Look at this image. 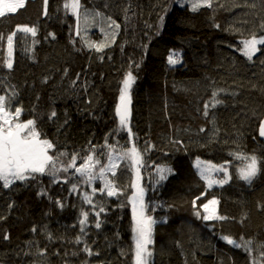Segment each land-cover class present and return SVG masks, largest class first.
<instances>
[{"label":"trees","instance_id":"trees-1","mask_svg":"<svg viewBox=\"0 0 264 264\" xmlns=\"http://www.w3.org/2000/svg\"><path fill=\"white\" fill-rule=\"evenodd\" d=\"M64 2L48 0L45 15L43 0H25L23 8L0 18V95L17 94L13 108L23 107L20 119H35L54 151L69 153L60 158L65 164L72 153L84 156L93 145L107 164L108 150L101 147L107 137L117 151L134 142L145 166L139 181L127 162L117 161L115 177L107 173L118 194L97 192L93 197L106 211L100 214L99 229L90 212L87 237L80 233L79 219L82 210L90 211L82 195L91 193V187L80 184L78 192L70 194L71 184L77 182L74 169L60 172L59 183L43 175L26 185L17 181L11 189L0 188V264H134L129 199L137 191L134 183L144 190L146 215L156 221L151 264L261 260L264 169L249 184L236 171L243 162L230 153L264 160V140L259 137L264 45H258L262 51L251 61L238 50L252 34L264 35V0H212L211 7L196 11L185 4L192 5L190 0H81L82 14L86 9L95 21L106 19L108 24L111 17L119 28L113 25L111 34L84 30L81 16L79 35L77 18L66 12ZM17 26L35 27L37 35L16 32L13 67L8 69L7 36ZM95 45H104L103 50L96 51ZM174 53L179 62L169 64ZM129 71L135 77L130 90L131 139L116 113ZM213 92L223 101L215 108ZM53 111L56 116L50 119ZM149 144L154 147L145 151ZM197 158L215 165L230 161L231 179L209 187L195 167ZM157 166L171 169L159 182ZM212 176L224 178L223 173ZM93 186L99 189L103 183L97 180ZM42 188L47 195H39ZM211 199H217L218 216L226 219H202L207 214L202 204ZM78 235L99 255L85 253L84 245L75 243ZM223 236L252 240V253L227 244Z\"/></svg>","mask_w":264,"mask_h":264},{"label":"snow or ice","instance_id":"snow-or-ice-1","mask_svg":"<svg viewBox=\"0 0 264 264\" xmlns=\"http://www.w3.org/2000/svg\"><path fill=\"white\" fill-rule=\"evenodd\" d=\"M44 3V14L47 15L48 0H43ZM192 10L196 11L201 7H211L212 0H191ZM25 6V0H0V18L6 16V14H14ZM63 8L66 12L70 11L73 16L77 18V35L80 33L79 22L81 20V0H65ZM99 16L100 13H96ZM111 25L119 28V24L111 20ZM94 20V17H90L88 10H83V23L88 25ZM110 25V26H111ZM264 27V26H262ZM31 33L33 37L37 35V29L35 27L28 26H17L16 31H13L7 36L8 44V56L9 58L5 62L8 69H12V52H13V38L16 32ZM52 35L55 38L54 34ZM0 39H3L0 36ZM242 48L238 49L243 56L249 61L253 57L261 52L262 49L258 45H264V35L257 36L252 34L250 38L241 41ZM91 46V45H90ZM96 51H102L104 45H95ZM169 64H176L179 62L178 54H172L168 57ZM135 81V77L131 71L126 74L123 81V87L120 90V103L116 108L117 116L119 117V125L121 129H127L129 137L131 139L132 132L129 127L130 122V104L131 96L130 90L132 84ZM215 103L211 106L213 108L216 105L221 104L223 101L215 99L217 93L212 94ZM17 94L13 92L11 95H0V188L11 189L16 185V182H22L25 185L32 180H37L39 176L49 175L53 178V183H59V173H68L69 169H74L73 176L77 178V182L71 184L70 194L76 193L79 190L80 184H86L91 187V193L84 192L82 195L83 202L91 206L90 211L82 210L79 219L80 233L83 237H87L89 224V215L95 217V228L101 227V221L99 219L100 214L106 211L102 202L94 201L93 197L99 192L101 195L106 193L107 196L111 197L118 194V190L114 187L113 181L107 178V173L111 172L112 176H116V168L118 167L117 161L127 162L126 167L135 168L137 181L140 179V168L145 166L143 160V153L141 150L132 143V146L125 147L121 146L122 150L117 151L115 144H109L108 138L105 137V144L101 146L107 149V164H103L96 155V146H91L88 154L81 156L80 153H72L65 164L61 157H69L67 152L54 151L55 145L52 141L47 138H42L43 134L38 130L37 121L35 119L21 120V115L24 111L22 106L13 105L16 101ZM204 115L208 116L209 105L205 104ZM56 116V112L53 111L50 114V119ZM201 132L205 129L201 128ZM218 131V130H217ZM259 135L264 137V121H261L259 125ZM178 143V142H177ZM153 145H147L145 151L150 150ZM115 153V155H114ZM104 154V153H101ZM230 155L235 160H241L242 166L236 169L239 179L251 184L253 179L264 169V160L258 158L255 154H247L243 152H233ZM81 160L82 163L77 166V160ZM59 162V167L57 163ZM231 163L226 161L223 165H215L210 161H200L197 158L195 167L198 170V174L202 179L206 180L209 187L213 184H224L231 179L227 164ZM171 172L164 166H157L158 182L166 179V173ZM223 173V179H215L212 173ZM101 181L103 187L97 189L93 186L95 181ZM64 182L68 183V178H64ZM132 187L137 189L136 192L129 198L132 204V219H133V241H134V264H150V259L153 252L150 245L153 244V226L156 221L150 215H146V205L144 204L143 194L144 190L139 186L138 183L132 184ZM39 195H47L46 190L41 189ZM200 199V197H197ZM218 201L215 199L209 200L207 203L202 204L206 215L202 216L205 221L214 219H226V217L217 216L215 206ZM56 204L61 208L64 204L57 200ZM195 206V201H193ZM11 207V205H10ZM98 209V211L96 210ZM196 216L201 218V214L197 211ZM243 221H241L242 223ZM36 227L32 228L33 232H36ZM81 235H78L75 239L76 244H83V251L89 256L99 255L98 252L94 253L91 247L88 245L87 239H82ZM51 239V235H49ZM4 239H8L5 235ZM227 244L232 245L235 248H243L245 252L252 253L251 247L252 240H245L243 236L240 237V241H236L229 236L221 237ZM260 257L261 260L257 261L255 258L252 259L251 264H264V244L260 245Z\"/></svg>","mask_w":264,"mask_h":264},{"label":"rangeland","instance_id":"rangeland-1","mask_svg":"<svg viewBox=\"0 0 264 264\" xmlns=\"http://www.w3.org/2000/svg\"><path fill=\"white\" fill-rule=\"evenodd\" d=\"M191 2V0H190ZM185 4H188L189 6L192 7V5H190L189 3H185ZM99 13V12H98ZM101 15V14H100ZM81 16H83V14L81 13ZM105 21L104 22H101V21H95V20H92V22H90L88 25H83V29L84 30H88V29H95V28H98L99 30H102L104 31L105 33H113L114 31L112 30L114 28L113 25H111V21H109V24L107 23V20L104 19ZM111 25V26H110ZM200 161H204L203 159H199ZM196 162L197 160H195V165H196ZM117 163V162H116ZM217 200V199H215ZM215 211H216V215L218 216V203L217 205L215 206ZM150 264H151V259H150Z\"/></svg>","mask_w":264,"mask_h":264},{"label":"water","instance_id":"water-1","mask_svg":"<svg viewBox=\"0 0 264 264\" xmlns=\"http://www.w3.org/2000/svg\"><path fill=\"white\" fill-rule=\"evenodd\" d=\"M131 109H132V100H131V104H130V118H131ZM261 121H264V117H263V119ZM259 137H260L261 140H264V137H261L260 135H259Z\"/></svg>","mask_w":264,"mask_h":264}]
</instances>
